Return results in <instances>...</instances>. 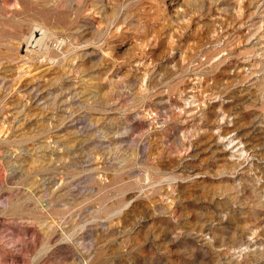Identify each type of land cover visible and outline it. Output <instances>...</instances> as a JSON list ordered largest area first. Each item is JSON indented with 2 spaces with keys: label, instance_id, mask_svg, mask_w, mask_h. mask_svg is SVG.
Returning <instances> with one entry per match:
<instances>
[{
  "label": "rangeland",
  "instance_id": "1",
  "mask_svg": "<svg viewBox=\"0 0 264 264\" xmlns=\"http://www.w3.org/2000/svg\"><path fill=\"white\" fill-rule=\"evenodd\" d=\"M0 264H264V0H0Z\"/></svg>",
  "mask_w": 264,
  "mask_h": 264
},
{
  "label": "bare ground",
  "instance_id": "2",
  "mask_svg": "<svg viewBox=\"0 0 264 264\" xmlns=\"http://www.w3.org/2000/svg\"><path fill=\"white\" fill-rule=\"evenodd\" d=\"M37 34V33H36ZM39 36V35H38ZM31 37V36H30ZM32 37H34V36H32ZM31 39H33V38H31ZM44 41V40H43ZM41 45H42V43H41Z\"/></svg>",
  "mask_w": 264,
  "mask_h": 264
}]
</instances>
